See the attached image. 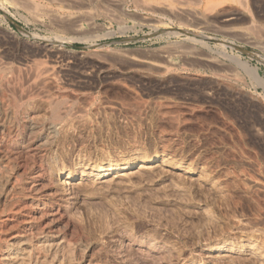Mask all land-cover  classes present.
<instances>
[{"label":"rangeland","instance_id":"374dc122","mask_svg":"<svg viewBox=\"0 0 264 264\" xmlns=\"http://www.w3.org/2000/svg\"><path fill=\"white\" fill-rule=\"evenodd\" d=\"M0 67V211L35 171L108 264H264V0H0Z\"/></svg>","mask_w":264,"mask_h":264},{"label":"bare ground","instance_id":"6f19581e","mask_svg":"<svg viewBox=\"0 0 264 264\" xmlns=\"http://www.w3.org/2000/svg\"><path fill=\"white\" fill-rule=\"evenodd\" d=\"M5 72L6 69L0 67L1 75ZM23 98H26V95L23 91H20L18 102L15 100L12 106H9L8 100L5 102L0 98V135L4 131L3 116L7 115L6 113L14 114L16 108H18L17 105L22 103ZM52 125L49 124L48 129ZM18 135L19 133H16L15 137L18 138ZM35 137L36 133H31L25 142L15 143L13 152L19 153L22 150L28 156L34 158L38 154L39 147V145H36L37 142H34ZM45 140L40 147L43 148L49 144L48 139ZM7 155V151H1L0 148V161L2 159L6 160ZM155 161H157L156 158H141L138 162L131 159L124 162L123 165L112 164L108 166L109 169L107 170H103V167L97 165L92 167L91 171L97 174L101 173L102 177H106L110 174L132 169L136 164L145 165ZM8 162L10 161L7 159V164ZM11 169H9V172ZM34 172L33 174L29 172V177L25 176L21 181L14 180V182L15 184L17 182V185L22 183L20 188L30 194H35L36 197L29 202L22 201L25 199H14V202L9 203L8 208L0 211V264H108L99 255V249L80 237L78 229L67 220L63 208L64 204L62 205L63 201L55 191L51 190L52 181H49V178L45 181L44 175ZM62 172L59 175H63ZM75 176V174L67 172L66 185H70L68 181H72ZM1 180L0 177V206L6 202L8 192L11 191V186H13L12 184L6 186L8 179ZM45 196L49 197L48 201L42 200V197Z\"/></svg>","mask_w":264,"mask_h":264}]
</instances>
